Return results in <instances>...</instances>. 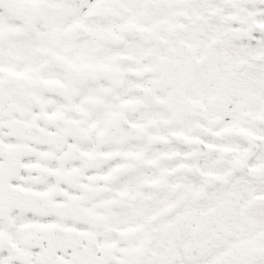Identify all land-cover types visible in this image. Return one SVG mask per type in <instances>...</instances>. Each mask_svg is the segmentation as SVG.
<instances>
[{"label":"snow or ice","instance_id":"6c2138e0","mask_svg":"<svg viewBox=\"0 0 264 264\" xmlns=\"http://www.w3.org/2000/svg\"><path fill=\"white\" fill-rule=\"evenodd\" d=\"M0 264H264V0H0Z\"/></svg>","mask_w":264,"mask_h":264}]
</instances>
